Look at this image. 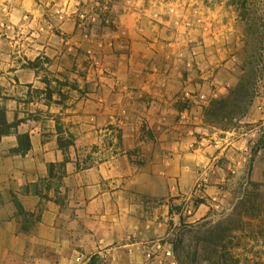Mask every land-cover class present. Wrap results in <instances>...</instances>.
Masks as SVG:
<instances>
[{
	"label": "rangeland",
	"instance_id": "obj_1",
	"mask_svg": "<svg viewBox=\"0 0 264 264\" xmlns=\"http://www.w3.org/2000/svg\"><path fill=\"white\" fill-rule=\"evenodd\" d=\"M253 10L263 26L258 41L234 0H0V94L10 93L14 58L21 67L43 71L48 59L40 55L30 62L36 54L29 50L46 44L48 31H53L70 56L81 58V77L94 84L95 92L105 84L101 79L121 85L120 76L107 67L114 54L120 55L118 61L130 56L132 66L139 67V81L146 63L163 66L156 71L157 80L146 79L162 92H173L168 80L176 87L183 82L179 100L166 105L154 101L161 97L157 91L150 93L155 98L138 104L144 107L135 112L144 142H160L159 125L170 130L167 141H180L188 132L194 150L211 147L209 158L236 144L215 162L224 178L216 186L226 196L209 199L214 206L205 217L190 220L195 207L207 203L198 195L146 198L136 213L142 222L132 220V229L138 224L141 234L114 243L111 253H89L81 264H147L146 255L166 242L173 245L174 255L176 248L188 253L191 264H264V0ZM59 16L69 19L73 34H60L55 26ZM131 91L135 96L148 93L143 87ZM66 98L62 94L61 100ZM224 98L230 99L221 106L225 111L206 116L211 102ZM158 104L163 112L155 111ZM200 188L199 182L196 190ZM221 256L226 260L220 261Z\"/></svg>",
	"mask_w": 264,
	"mask_h": 264
},
{
	"label": "crops",
	"instance_id": "obj_2",
	"mask_svg": "<svg viewBox=\"0 0 264 264\" xmlns=\"http://www.w3.org/2000/svg\"><path fill=\"white\" fill-rule=\"evenodd\" d=\"M68 21L59 16L55 26L60 34L75 31ZM48 37L46 44L29 50L36 54L30 62L40 55L48 59L43 71L21 67L14 58L10 93L0 94L10 126L0 137V264H81L89 253H111L114 243L141 234L138 224L132 229V220L142 222L136 213L146 198L198 195L207 203L197 205L190 220L205 217L214 206L208 200L226 196L216 186L224 178L215 162L236 144L209 158L211 147L194 150L188 132L180 141H167L170 130L159 125L154 126L160 142H144L135 112H144L138 104L155 98L151 92H162L149 81L158 79L156 71L163 66L146 63L139 81V67L132 66L130 56L118 61L120 55L114 54L107 67L120 76L121 85L101 79L105 84L95 92L94 84L81 77V58L70 56L53 31ZM172 83L167 81L173 92L163 91L154 101L166 105L179 100L183 82L178 87ZM135 87L148 93L135 96ZM64 93L67 100H61ZM158 105L154 110L163 112ZM22 138L30 142L23 148ZM167 149L173 152L167 154ZM202 163L205 169L196 168ZM51 166H58L55 175L63 166L61 179L50 176ZM13 195L27 213L39 216L30 233L21 230Z\"/></svg>",
	"mask_w": 264,
	"mask_h": 264
},
{
	"label": "trees",
	"instance_id": "obj_3",
	"mask_svg": "<svg viewBox=\"0 0 264 264\" xmlns=\"http://www.w3.org/2000/svg\"><path fill=\"white\" fill-rule=\"evenodd\" d=\"M234 1H235V5L238 7L240 17L244 21L250 23V25H252V28H254V32L256 31L257 34L256 36H254V41L260 40L259 35H261V29L263 26L260 25V22L258 23V21L261 18L257 17V11L253 10V7L255 6V3H259L260 1H263V0H234ZM248 71L249 69L245 68L244 78L247 77ZM231 93L233 94V92ZM229 100H230L229 98H224V99L214 100L213 102H211L210 106L206 109V116L208 117L211 116L213 118L221 111L223 110L225 111V108L224 107L221 108V106L222 105L227 106L226 104L228 103ZM9 129H10V126L7 123L5 112L0 110V137L8 134ZM262 142H263L262 145H264V140H262ZM20 143H22V148H23V146L24 147L28 146L30 142L28 141V139L26 141H23V138H22ZM57 167L58 166L50 167V176L58 177L61 179L62 176L64 175L62 171L63 166H59L61 167V169L58 170V173L55 175V170ZM12 199H13V203L16 206L18 216L22 218L21 230L25 233H30L32 225H34V223H36L39 220V216H36V214L27 213L23 209L22 205L19 203L17 198L14 197V195L12 196ZM175 255H176L177 264H191L192 260L190 258V255L186 253L183 249L181 250L179 248L178 249L176 248ZM223 260H226L225 256L220 257V261H223ZM89 264H92V262ZM218 264H221V262H218Z\"/></svg>",
	"mask_w": 264,
	"mask_h": 264
},
{
	"label": "built area",
	"instance_id": "obj_4",
	"mask_svg": "<svg viewBox=\"0 0 264 264\" xmlns=\"http://www.w3.org/2000/svg\"><path fill=\"white\" fill-rule=\"evenodd\" d=\"M188 96V95H187ZM147 264H154V262H159V264H177L174 255L173 245L171 243H158L153 248V252H149L146 255Z\"/></svg>",
	"mask_w": 264,
	"mask_h": 264
}]
</instances>
